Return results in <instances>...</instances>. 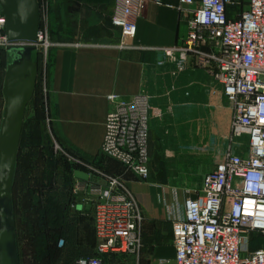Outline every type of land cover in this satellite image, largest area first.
Returning <instances> with one entry per match:
<instances>
[{"label":"built area","instance_id":"1","mask_svg":"<svg viewBox=\"0 0 264 264\" xmlns=\"http://www.w3.org/2000/svg\"><path fill=\"white\" fill-rule=\"evenodd\" d=\"M38 1L36 55L47 108L49 55L62 44L51 37L50 0ZM149 1L116 0L111 23L121 30L120 48L136 47V19L144 15ZM237 1L179 0L187 32L175 46L161 49L174 65L205 69L220 85L232 112L231 138L222 159L204 176L201 188L193 192L196 195L187 197L185 215L173 220L174 264H264V247L250 248L253 233L264 235V0H248V6L232 18L228 7ZM5 26L0 8L1 49L8 45ZM214 46L217 50L211 49ZM108 100L111 110L100 155L118 161L126 172L149 178L154 117L150 95L142 92L125 99L112 94ZM242 133L247 134L248 144L240 153L233 144ZM57 146L89 176L78 179L73 171L71 207L76 210L89 201L95 205V253L77 263L106 264L113 256L139 254L144 217L124 178ZM64 243L59 240L60 246Z\"/></svg>","mask_w":264,"mask_h":264},{"label":"crops","instance_id":"2","mask_svg":"<svg viewBox=\"0 0 264 264\" xmlns=\"http://www.w3.org/2000/svg\"><path fill=\"white\" fill-rule=\"evenodd\" d=\"M115 4L116 0H50L51 37L62 45L49 55L46 110L55 139L69 156L91 161L106 173H120L139 201L144 217L141 252L113 256L106 264H174L173 220L185 215L187 197L196 195L204 176L222 159L232 112L220 85L205 69L181 68L161 51L178 44L187 32L179 0H150L144 15L136 19V47L129 49L119 47L121 30L111 23ZM247 6L248 0H238L228 7V15L237 17ZM41 77L40 64L37 83ZM142 92L150 95L154 108L151 141L161 142L168 158L163 167L150 162L147 179L100 155L111 110L108 97L127 99ZM238 141L233 147L241 153L247 145ZM183 161H188L190 171L196 161L209 170L188 181L177 175ZM88 203H80L78 210ZM93 223L94 215L92 245ZM261 247L264 235L253 233L250 248Z\"/></svg>","mask_w":264,"mask_h":264},{"label":"rangeland","instance_id":"3","mask_svg":"<svg viewBox=\"0 0 264 264\" xmlns=\"http://www.w3.org/2000/svg\"><path fill=\"white\" fill-rule=\"evenodd\" d=\"M6 64V55L0 48V129L5 107L2 88ZM49 120L46 109L45 112L39 108L36 109L33 103L28 107L13 189L20 262L22 264H77L78 259L95 253L96 238L92 245L90 232V217L95 213V205L94 202L89 201L90 203L82 212L71 207L75 183L73 171L76 166L68 161L62 151H59ZM231 133L232 129L225 134L228 135L226 143L230 141ZM238 142L243 146L247 145V134L242 133ZM159 144L151 141V163L155 161L158 166L163 167L167 165L168 158ZM193 166V171H190L188 161H183L179 164L177 175L187 176L190 181L197 174L201 178L205 171L209 170L201 161L194 162ZM120 167L124 170L121 165ZM52 210L58 214L63 212L68 215L66 225L69 229L68 235L63 237L64 245L60 246L58 241L57 254L59 255L55 260H52V254L47 246L53 244V238L50 237L55 230L53 228L58 229L59 226L61 228L63 222L61 220L56 226L51 224L50 211ZM93 229L95 234L94 223Z\"/></svg>","mask_w":264,"mask_h":264},{"label":"water","instance_id":"4","mask_svg":"<svg viewBox=\"0 0 264 264\" xmlns=\"http://www.w3.org/2000/svg\"><path fill=\"white\" fill-rule=\"evenodd\" d=\"M0 7L6 17V49L10 53L2 88L5 107L0 129V264H21L13 189L26 113L38 79L40 5L38 0H0ZM75 177L89 178L82 170H76Z\"/></svg>","mask_w":264,"mask_h":264},{"label":"trees","instance_id":"5","mask_svg":"<svg viewBox=\"0 0 264 264\" xmlns=\"http://www.w3.org/2000/svg\"><path fill=\"white\" fill-rule=\"evenodd\" d=\"M2 52L5 53L6 58H7V64H8L9 59H10V53L5 48L2 49ZM38 62H39V59H38ZM32 103L35 105L36 109L39 108V109H41V110H43L45 112L46 107H45V103H44V98L42 96V88H41L40 81L36 85L35 94H34V97H33L32 101L30 102L29 106ZM76 211L80 212L78 209H76ZM54 213H55L54 210L50 211V218H51V221H52L51 224L56 226V225H58L61 222V220H62L63 224H62L61 228L59 226L60 229L59 228L56 229L54 227L53 230L54 229L55 230L52 232V234H50L51 235L50 237L53 238V244L51 246H49V247L47 246V248L50 249V254H52V260H55L56 257H58L57 255H59V253L57 254V252L59 251V249H58L59 238L60 239L62 238L64 240L63 237L65 235L67 236L68 233H69V231H68L69 229L67 228V225H66V223L68 221V215L63 213V212H60L59 214H58V212L55 213V214ZM14 217H15V204H14Z\"/></svg>","mask_w":264,"mask_h":264}]
</instances>
